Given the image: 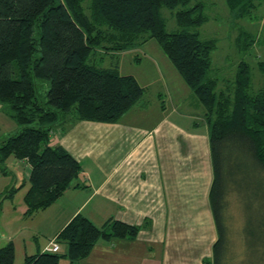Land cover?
<instances>
[{
  "label": "trees",
  "instance_id": "obj_1",
  "mask_svg": "<svg viewBox=\"0 0 264 264\" xmlns=\"http://www.w3.org/2000/svg\"><path fill=\"white\" fill-rule=\"evenodd\" d=\"M226 2L234 18L247 21L264 4ZM163 9L175 20L171 33ZM207 21L205 4L191 0H0V105L20 129L1 141L0 169L4 172L10 157L29 164L26 217L79 187L74 183L81 167L64 147L50 143L52 130L81 121L117 123L144 96L137 80L121 75L117 65H96V49L112 52L114 60L116 53L154 40L204 111L213 169L209 203L217 230L205 264H227L223 214L230 196L237 195L243 206L264 201V85L253 86L252 65L242 60L233 80L217 90L211 74L216 41L196 31ZM255 37L240 31L235 43L241 54L264 45V31L261 39ZM256 67L264 73V61L257 58ZM139 229L115 220L97 227L77 214L55 239L65 253L44 251L22 264H58L62 258L79 264L99 240L135 238ZM13 263L8 243L0 248V264Z\"/></svg>",
  "mask_w": 264,
  "mask_h": 264
},
{
  "label": "crops",
  "instance_id": "obj_2",
  "mask_svg": "<svg viewBox=\"0 0 264 264\" xmlns=\"http://www.w3.org/2000/svg\"><path fill=\"white\" fill-rule=\"evenodd\" d=\"M184 87L180 90L187 99ZM172 90L178 94L176 87ZM164 92L141 112L142 97L117 123L81 121L52 130L50 143L64 147L81 167L74 183L79 187H70L42 210L47 214L55 207L47 217L50 230L36 229L41 241L27 227L25 219L32 215H24L27 207L19 197L14 224L22 225L11 228L0 221V248L13 245V264L43 253L77 214L97 227L112 220L140 227L135 238L99 240L79 264H205L212 258L217 230L209 203V129L201 107L184 110L174 105L169 88ZM21 167L29 179L27 163L8 158L0 180L17 181L10 171L21 173ZM57 244L58 253H65ZM58 264L68 261L62 258Z\"/></svg>",
  "mask_w": 264,
  "mask_h": 264
},
{
  "label": "rangeland",
  "instance_id": "obj_3",
  "mask_svg": "<svg viewBox=\"0 0 264 264\" xmlns=\"http://www.w3.org/2000/svg\"><path fill=\"white\" fill-rule=\"evenodd\" d=\"M191 2H203L205 4V15L208 17V21L196 30L200 38L216 41V48L211 53V74L218 81L217 90L225 89L227 84L233 80L236 66L242 60L252 65L253 86L255 88L263 86L264 73L256 67V59L264 61V45L262 43L258 44L249 48L247 54H241L236 46L235 39L240 31L247 32L252 37L254 35L258 38L261 37L264 30V20L258 21L257 19L264 16V4L252 13L254 19L247 21V19L234 18L228 9L226 0H191ZM162 13L166 20V31L169 33L175 31L177 27L171 12L168 9H163ZM96 50V54L94 53L96 55V65L103 68H111L117 65L121 75L133 76L144 89L142 103L139 106L141 112L151 107L158 93H162V96H164L166 87L173 92L172 100L175 106L178 102L179 107L182 105L184 110L198 106L203 111L202 106L198 104L196 97L189 89L190 95L186 91L189 99H186L185 94L181 92V86L187 87L156 41L150 40L143 47L116 53L114 60L111 56L112 52L105 54L104 50L101 52V48ZM175 87L178 89L176 95L172 90ZM163 101H165V105H168L164 97ZM193 110L197 111L196 108ZM202 116L204 118V113H202ZM19 130V126L4 112L3 107L0 105V141L6 139L8 135L17 134ZM27 165L29 166L28 163ZM18 171L21 173L14 172V170L10 171L13 176H16L17 181H12V177L0 180V190L3 191L0 194V207L2 210V213L0 210V221L2 223L8 222L11 228L15 226L19 228L22 225L21 223L14 224L15 212H13V206L17 207L21 196L24 201V197L30 188L29 179H24L25 177L22 174L23 167ZM13 189H16V191L10 196ZM234 195L230 196L223 214L226 248H230L226 262L227 264H264V201L260 200L252 207L248 204L243 206V202L236 199L237 195ZM54 209L55 207H52L47 214H42V210L37 211L38 213L32 214L31 218L25 219L27 220V227L33 232V236L37 237L38 241H41V236L38 235L36 229L45 231L49 229V225L52 224L49 221L52 219L48 221L47 217ZM107 232H109V229H107ZM62 253H64V249L60 252V254Z\"/></svg>",
  "mask_w": 264,
  "mask_h": 264
},
{
  "label": "built area",
  "instance_id": "obj_4",
  "mask_svg": "<svg viewBox=\"0 0 264 264\" xmlns=\"http://www.w3.org/2000/svg\"><path fill=\"white\" fill-rule=\"evenodd\" d=\"M58 250H59V247L55 241L50 243V245L45 249V251L52 252V253H56V252H58Z\"/></svg>",
  "mask_w": 264,
  "mask_h": 264
}]
</instances>
